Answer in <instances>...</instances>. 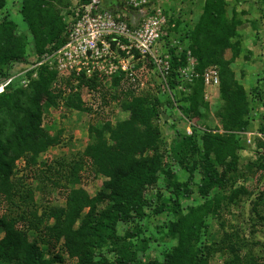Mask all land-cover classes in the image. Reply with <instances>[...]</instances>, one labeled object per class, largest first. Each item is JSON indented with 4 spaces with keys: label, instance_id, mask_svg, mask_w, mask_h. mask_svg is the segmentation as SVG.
<instances>
[{
    "label": "trees",
    "instance_id": "trees-1",
    "mask_svg": "<svg viewBox=\"0 0 264 264\" xmlns=\"http://www.w3.org/2000/svg\"><path fill=\"white\" fill-rule=\"evenodd\" d=\"M87 1V0H80ZM68 2V1H67ZM5 0H0V7ZM61 0H22L20 13L27 23L33 39V53L40 55L48 45L58 47L65 41V23L60 13ZM65 4V3H64ZM224 0H204L201 14L192 29L184 30L179 41L188 39L190 55L195 59L194 71L201 74L205 68L217 66L218 91L223 100L218 112L222 133L206 131L201 145L192 141L188 147L178 141L172 148L175 159L187 173L185 181H180L173 171L166 168L168 163L160 149V130L154 121L158 117L159 101L147 103L145 95H135L133 89L109 91L95 78H80L78 88L87 86L97 88L102 94L122 96L120 107L128 111L127 118L108 127L109 135L93 126L89 132L93 137L86 145L80 158L66 164L69 170L63 175L65 183L64 205L50 206L38 213L34 207L31 188H24L23 177H13L15 161L23 159L26 166L38 165L37 157L49 146L56 144L57 135H50L42 126L44 109L58 106L63 85L53 86L56 72L45 66L37 68V77L26 86H17L0 92V204L15 206L20 211L0 214V263L4 264H55L62 262L63 253L76 259L73 264H208L217 251L227 255L224 264H255L249 251L242 253L246 242L236 230L222 228L221 237L211 244L205 243L203 235L207 232L210 218L220 215L223 201L236 203L246 191L229 188L237 175V149L242 145L234 131L246 129L249 105L243 86L230 67L239 53L236 27L239 20L227 17ZM128 19V16H126ZM175 25V24H174ZM180 25L167 30L177 31ZM16 25L11 19L0 21V76H7L11 62L26 59L27 43L23 36L15 33ZM183 36V37H182ZM230 48L232 56L224 57V50ZM170 60L169 86L176 83L178 69L187 63V54H173ZM170 53V54H171ZM71 75L64 78L63 84L70 85ZM119 78L114 79V84ZM204 82L201 76L194 77L192 92L187 97L180 96L179 108L185 115L190 112L199 116V108H208L204 100ZM76 94L64 98V106L76 110H89L80 104ZM186 138V137H185ZM45 165V163H43ZM92 174H102L107 179L93 196L77 187L81 168ZM51 169L50 166H47ZM166 168V169H165ZM198 172L196 193L200 202L196 205H182L181 199L192 193L189 184ZM43 172V171H42ZM60 173L58 169L53 174ZM164 175L169 195L153 205V211L166 210L171 214L163 225L165 237L174 238L171 250L162 253L163 259L138 258L137 253L147 248L148 237L136 238L140 229L134 226L125 236L116 233L118 221L129 222L131 218L144 216V207L151 200L144 196V189ZM46 179L52 184L57 183ZM61 179L57 176L59 181ZM58 184V183H57ZM229 190V191H228ZM226 192V193H225ZM108 199L110 207L96 211L98 204ZM167 199V200H166ZM87 211L84 212V209ZM52 219L51 223H46ZM77 219H80L75 225ZM29 231L35 236L30 238ZM60 244V251H54ZM45 246L42 248L41 246ZM103 247L111 256L100 254ZM48 257H45L46 254ZM99 255L95 259L94 255Z\"/></svg>",
    "mask_w": 264,
    "mask_h": 264
},
{
    "label": "rangeland",
    "instance_id": "rangeland-1",
    "mask_svg": "<svg viewBox=\"0 0 264 264\" xmlns=\"http://www.w3.org/2000/svg\"><path fill=\"white\" fill-rule=\"evenodd\" d=\"M61 1L59 8L63 20L65 15L62 13L68 11L75 0ZM21 2L22 0H5L4 5L0 7V21L11 19L16 25L15 33L23 36L27 43L26 59L19 61L21 64L17 67H13L14 63L11 62L6 77L16 71L22 72L27 68L28 62L35 57L32 36L20 13ZM203 3L204 0H151V4L154 7L159 6L163 14L166 15L168 28L174 27L177 20L180 22L177 31L169 33L167 30V34L163 36L162 51L173 49V54L176 56L189 53L188 39L179 41V37L184 34V30L193 28L201 14ZM224 6L228 18L234 15L239 20L236 27L238 35L232 38V41H238L239 53L230 63V67L234 71L236 79L243 86L249 105L246 129L234 131L242 145L237 149V175H235V180L229 183V188L240 187L246 191V194L240 195L236 203L223 201L219 217L209 219L208 229L202 236V240L207 244L219 240L222 233V228L218 225L219 218L224 223L225 229L232 228L244 238L246 247L242 249V253L249 251L255 264H264V0H224ZM171 55L172 53L170 60ZM223 55L225 58H230L232 56L230 48H226ZM189 56L191 59H187L186 65L193 68L196 61L190 53ZM140 66H142L141 63L138 67ZM187 71L190 73V69ZM32 72L33 69L28 70V74L31 75ZM194 77L196 76L183 75L178 69L176 83L173 87L168 83L170 91L168 92L162 79L151 69L150 64H146L140 73L141 87L132 88L135 95H145L148 99L147 103L150 105L154 103V98L158 99L159 111L154 123L160 130V149L168 163L166 168L173 171L180 181L186 180L187 173L181 169L175 159H172L173 146L182 139L188 147L193 146L192 141L193 144L195 142L197 146H200V135L204 132H223L218 112L224 102L220 97L218 86L204 89V100L208 102V108L200 107L199 116H193L190 112L185 115L179 108V104L187 106V103L178 102L177 99L181 95L183 97L190 95ZM2 78L5 77L0 76V81ZM167 82H169V78ZM17 86L24 87V84H20L16 80L10 85V88ZM119 89H125L123 85H120V79L116 84L113 82L107 90L109 94H114ZM74 94L79 98V104L88 107L89 110L65 107L63 104L65 97L60 94L59 100L62 101V104L59 105L58 102V106L51 105L44 109L41 122V126L50 135L58 136L56 144L49 146L39 154L38 165L25 167L22 158L15 161L13 177H23L24 188H31L34 197L32 204L38 209V213L50 206L64 205L65 187L68 185L63 184L65 183L63 175L69 170V167L65 165L80 158L82 151L90 143L93 133L89 132V127L101 129L107 138L108 127L114 126L117 121L128 116V111L120 107V103L125 97H112V95L102 94L99 91L98 98L90 99L85 88L77 89ZM105 123H109V126H106ZM47 166H50L51 169H48ZM56 169L60 172L57 175L53 174ZM79 173L81 179L75 186L82 187L89 196H93L103 189L102 183L107 179L105 176L92 174L89 170L86 171L85 167L81 168ZM57 176L61 178L59 181L56 180ZM46 177L58 184H52ZM193 181L189 184L192 193L189 197L181 199V204L184 206L196 205L202 200L196 193L195 183L198 181V172L196 171ZM166 182L164 175L160 174L154 184L144 189L145 198L151 200L144 207V216L140 219L131 218L127 223L118 221L116 224V233L119 236H125L129 229L132 230L136 226L140 229L136 238L148 237L147 248L137 253L138 258L142 260L154 258L161 261L162 253L171 250L176 243L174 238L165 237L166 232L163 228L171 214L166 210L161 213L153 211V205L160 203L156 199L157 194H160L163 199L169 195ZM110 205V201L106 199L97 205L96 211L104 210ZM18 210L20 211L15 206L6 203L0 204V214L15 213ZM85 211L87 208L84 209ZM79 220H76L75 225ZM51 222L52 219H49L46 223ZM29 232L30 238L35 236L32 231ZM2 235L0 232V237ZM41 247L45 248L43 245ZM60 247V244H57L54 251H60ZM100 254L111 256V252L106 247L101 249ZM99 255L95 254V259ZM48 256L47 253L45 257ZM225 259H227V255L222 251H217L209 259L208 264H224ZM75 260L63 253L62 262L55 264H73Z\"/></svg>",
    "mask_w": 264,
    "mask_h": 264
},
{
    "label": "built area",
    "instance_id": "built-area-1",
    "mask_svg": "<svg viewBox=\"0 0 264 264\" xmlns=\"http://www.w3.org/2000/svg\"><path fill=\"white\" fill-rule=\"evenodd\" d=\"M123 10L107 8L103 0H75L65 11V41L58 47L48 45L38 56L27 64V68L13 72L0 81V92L14 81L26 86L37 77V68L45 66L56 72L53 86L63 85L62 97L74 93L80 78H95L104 88L109 89L115 78L126 89L141 87L140 73L146 64L162 79L169 91L170 52L162 51L163 36L167 34V18L159 6L151 0H117ZM128 16V19H126ZM187 59H191L187 53ZM189 61V60H188ZM13 67L21 62L14 61ZM141 63L142 66L138 67ZM33 69L32 74L28 70ZM190 69V73L187 71ZM180 73L201 76L205 87L218 86L217 66L205 68L201 74L182 66ZM141 71V72H140ZM27 73V74H26ZM70 85L63 79L70 76ZM19 77V78H18ZM85 88L92 98H98L97 88ZM62 101L59 100V105ZM188 132H190L188 130Z\"/></svg>",
    "mask_w": 264,
    "mask_h": 264
},
{
    "label": "crops",
    "instance_id": "crops-1",
    "mask_svg": "<svg viewBox=\"0 0 264 264\" xmlns=\"http://www.w3.org/2000/svg\"><path fill=\"white\" fill-rule=\"evenodd\" d=\"M103 2L105 3L106 6H114L115 4L118 3L117 0H103Z\"/></svg>",
    "mask_w": 264,
    "mask_h": 264
},
{
    "label": "water",
    "instance_id": "water-1",
    "mask_svg": "<svg viewBox=\"0 0 264 264\" xmlns=\"http://www.w3.org/2000/svg\"><path fill=\"white\" fill-rule=\"evenodd\" d=\"M106 7L107 8H117V9H120V10L124 9L121 3H117L113 7L112 6H106Z\"/></svg>",
    "mask_w": 264,
    "mask_h": 264
}]
</instances>
